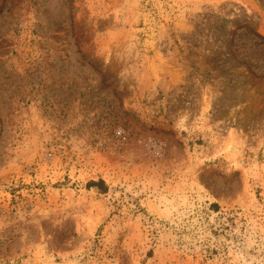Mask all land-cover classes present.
Listing matches in <instances>:
<instances>
[{
  "label": "rangeland",
  "instance_id": "374dc122",
  "mask_svg": "<svg viewBox=\"0 0 264 264\" xmlns=\"http://www.w3.org/2000/svg\"><path fill=\"white\" fill-rule=\"evenodd\" d=\"M0 264H264V0H0Z\"/></svg>",
  "mask_w": 264,
  "mask_h": 264
}]
</instances>
